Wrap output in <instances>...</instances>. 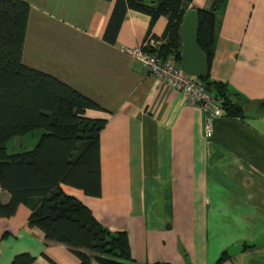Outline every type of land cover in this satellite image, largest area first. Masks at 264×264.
Wrapping results in <instances>:
<instances>
[{"label": "crops", "instance_id": "obj_1", "mask_svg": "<svg viewBox=\"0 0 264 264\" xmlns=\"http://www.w3.org/2000/svg\"><path fill=\"white\" fill-rule=\"evenodd\" d=\"M26 1L23 62L94 100L104 110L86 116L107 120L101 195L64 190L109 230L126 231L139 264H264V0H225L217 14L210 75L241 96L245 111L216 118L209 137L202 109L121 49L148 47L165 34L166 16L151 27L150 15L129 7L113 20L118 0ZM0 200H11L1 186ZM31 213L20 204L0 215V264L21 254L34 264H80L29 224Z\"/></svg>", "mask_w": 264, "mask_h": 264}, {"label": "trees", "instance_id": "obj_2", "mask_svg": "<svg viewBox=\"0 0 264 264\" xmlns=\"http://www.w3.org/2000/svg\"><path fill=\"white\" fill-rule=\"evenodd\" d=\"M224 2L213 0L210 8H197L198 43L209 64V73L199 77L206 91L222 100L226 115L243 116L241 96L210 75L217 14ZM191 3L118 0L113 20L120 22L127 7L150 15L151 27L166 16L165 34L154 39L164 40L159 48L163 59L174 56L180 63V25ZM29 14L26 0H0V186L11 194L9 203L0 200V215H13L20 204L30 207L29 224L41 228L48 240L70 247L80 264H139L132 258L126 231L109 230L81 199L63 188L68 185L86 195H101L100 134L107 120L86 116L87 109L104 110L94 100L23 62ZM144 49L153 51L150 46ZM36 130L42 132L32 149L9 151L13 137ZM12 264H34V257L21 254Z\"/></svg>", "mask_w": 264, "mask_h": 264}, {"label": "built area", "instance_id": "obj_3", "mask_svg": "<svg viewBox=\"0 0 264 264\" xmlns=\"http://www.w3.org/2000/svg\"><path fill=\"white\" fill-rule=\"evenodd\" d=\"M163 43L164 40L152 39L149 46L153 51L145 50L141 45L122 46L121 49L138 59L162 84L181 92L187 102L198 105L205 116V133L208 137L212 136L215 119L225 114L222 100L210 95L200 77L184 71L174 56L163 59L159 54V48Z\"/></svg>", "mask_w": 264, "mask_h": 264}, {"label": "water", "instance_id": "obj_4", "mask_svg": "<svg viewBox=\"0 0 264 264\" xmlns=\"http://www.w3.org/2000/svg\"><path fill=\"white\" fill-rule=\"evenodd\" d=\"M199 13L190 8L182 17L180 25V66L192 75L206 76L209 73L208 58L198 43Z\"/></svg>", "mask_w": 264, "mask_h": 264}, {"label": "rangeland", "instance_id": "obj_5", "mask_svg": "<svg viewBox=\"0 0 264 264\" xmlns=\"http://www.w3.org/2000/svg\"><path fill=\"white\" fill-rule=\"evenodd\" d=\"M41 132H42L41 130H36L33 133H29V134L24 135V136L13 137L10 140V142L8 143L9 151L17 152L20 150L32 149L34 146H27V145H29V143L33 142L36 139V137H37V141H38ZM19 142H22L23 146H20ZM21 147H23V148H21Z\"/></svg>", "mask_w": 264, "mask_h": 264}]
</instances>
